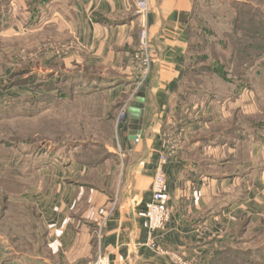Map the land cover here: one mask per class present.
<instances>
[{
  "label": "crops",
  "instance_id": "1",
  "mask_svg": "<svg viewBox=\"0 0 264 264\" xmlns=\"http://www.w3.org/2000/svg\"><path fill=\"white\" fill-rule=\"evenodd\" d=\"M149 2L148 71L134 0L73 3L75 48L61 54L99 68V79L114 83L107 91L109 104L119 105L124 117L117 119L119 110L110 157L94 165L48 166L36 189L25 191L44 229V251L30 264H88L99 253L107 254L110 264H176L149 247L151 239L186 263L207 264L223 236L263 231L264 147L253 142L250 148L236 146L222 167L229 171L208 175L184 152L167 146L168 127L181 114V82L197 0ZM141 93L145 106L135 124L128 108ZM191 128L197 127L187 125ZM161 156L167 158L165 194L171 218L164 230L151 235L147 210Z\"/></svg>",
  "mask_w": 264,
  "mask_h": 264
},
{
  "label": "rangeland",
  "instance_id": "2",
  "mask_svg": "<svg viewBox=\"0 0 264 264\" xmlns=\"http://www.w3.org/2000/svg\"><path fill=\"white\" fill-rule=\"evenodd\" d=\"M74 1L0 0V264H30L44 251L39 211L23 196L36 189L42 169L93 164L113 149L121 108L109 104L114 83L99 79V68L61 54L75 48ZM234 1L241 0H197L181 114L167 133L169 150L184 152L208 175L229 171L222 167L234 147H264V55L256 58L264 29L259 40L237 33L245 42L244 51L233 53L239 67L219 62L221 55L232 56L224 44L234 40L240 17ZM244 1L264 9L261 0ZM187 125L197 128L188 131ZM240 158L246 160L244 153ZM217 242L207 264H264V227Z\"/></svg>",
  "mask_w": 264,
  "mask_h": 264
},
{
  "label": "built area",
  "instance_id": "3",
  "mask_svg": "<svg viewBox=\"0 0 264 264\" xmlns=\"http://www.w3.org/2000/svg\"><path fill=\"white\" fill-rule=\"evenodd\" d=\"M134 3L136 8L137 20L140 26L139 46L143 56V67L146 71H148L151 60L148 25L150 2L149 0H134ZM166 163L167 158L165 156H161L153 181L152 202L147 210L148 228L151 235L158 231L164 230L171 218V210L168 206V198L165 194L166 174L164 168ZM147 245L155 249L159 254L166 257H171L176 264H189L184 262L173 252L158 247L153 239H151ZM88 264H110V260L107 254L99 253L97 257Z\"/></svg>",
  "mask_w": 264,
  "mask_h": 264
},
{
  "label": "trees",
  "instance_id": "4",
  "mask_svg": "<svg viewBox=\"0 0 264 264\" xmlns=\"http://www.w3.org/2000/svg\"><path fill=\"white\" fill-rule=\"evenodd\" d=\"M236 2L234 4V6H236L237 8H240V17H247V22H240L238 21L240 19V17L238 19H235V22H234V29H235V32H234V40L232 39H229L225 42L224 44V48L226 50H229V48H232V50L230 51V53L232 54L231 57H228L226 54L224 55H221L220 57V63L222 64V66L224 68H228L230 66V64H233V65H238V67L240 66L239 63H234L236 62L235 59L233 58V53H240L244 50L241 49L242 45H244V41L242 43L241 39L239 38V36L237 35L238 32H240L242 35H251L252 38H255L257 40H259L260 36H262V30L264 29V9H260L259 7L257 6H254L251 2H247V1H234ZM262 2V5H264V0H261ZM263 35H264V32H263ZM229 38H231L229 35L227 36ZM262 40L264 41V38L262 36ZM189 45H190V32H189V41H188V48H187V54H188V51H189ZM239 49V50H237ZM258 49V52L257 55H256V58L257 56H262L264 55V49L262 48H257ZM241 55H244V54H241ZM238 62H244L243 59H239ZM185 72H186V69H185ZM184 72V74H185ZM184 77V75H183ZM235 77H239L241 79H245V76L244 74L242 73H239V71H236V76ZM180 98V97H179ZM110 157V154L107 155L106 157H100L96 163L98 162H102L104 161V159ZM96 163H93V164H89V165H94ZM215 254V253H214ZM212 255V257H215L217 255ZM213 261V259L211 260Z\"/></svg>",
  "mask_w": 264,
  "mask_h": 264
},
{
  "label": "water",
  "instance_id": "5",
  "mask_svg": "<svg viewBox=\"0 0 264 264\" xmlns=\"http://www.w3.org/2000/svg\"><path fill=\"white\" fill-rule=\"evenodd\" d=\"M145 106V98L144 95L141 93L139 94L135 101H133L129 108H128V114L130 119L136 124L141 120L142 112ZM136 138V137H134Z\"/></svg>",
  "mask_w": 264,
  "mask_h": 264
}]
</instances>
